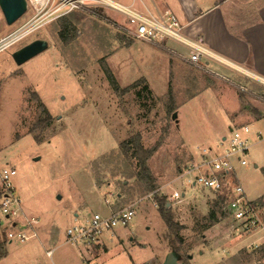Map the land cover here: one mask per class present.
Wrapping results in <instances>:
<instances>
[{
	"label": "rangeland",
	"instance_id": "374dc122",
	"mask_svg": "<svg viewBox=\"0 0 264 264\" xmlns=\"http://www.w3.org/2000/svg\"><path fill=\"white\" fill-rule=\"evenodd\" d=\"M240 1L245 0H236L234 16L247 20L252 14ZM60 14L41 18L33 31L0 52V170L17 169L14 183L23 219L40 217L53 235L50 242L40 232L25 242L11 240L8 233L19 227L0 213L6 253L0 264H163L171 251L167 227L155 196L148 198L145 182L137 180V160H124L120 149L123 141L138 137L154 150L148 166L157 194L166 197L175 221L184 226V245L176 243L181 261L264 264V255L251 248L263 240L261 230L240 231L228 212L202 230L215 193L177 182L203 148L219 150L224 137L248 124L252 144L243 156L247 164L235 161V170L264 219V121L257 118L264 113V86L258 88L215 61L204 67L188 62L183 56L190 50L178 42L156 44L126 36L113 22L127 24L126 18L115 10L91 6ZM32 16L30 8L8 25L0 8V38ZM63 25L70 26L67 42L59 34ZM39 38L47 39L49 48L18 66L12 53ZM262 46L264 52L263 37ZM104 66L116 78L117 90ZM175 111L178 124L172 118ZM259 131L263 138L256 140ZM229 181L237 183L234 176ZM173 188L183 199L171 200ZM132 203L135 214L128 225L105 231L97 242L66 243L69 227ZM54 246L50 257L47 251Z\"/></svg>",
	"mask_w": 264,
	"mask_h": 264
},
{
	"label": "built area",
	"instance_id": "2783aa9c",
	"mask_svg": "<svg viewBox=\"0 0 264 264\" xmlns=\"http://www.w3.org/2000/svg\"><path fill=\"white\" fill-rule=\"evenodd\" d=\"M29 9L32 8L33 16L30 20L17 30L0 38V52L6 50L28 33L36 28V23L43 17L60 12L61 15L71 13L76 9H86L91 6L99 8L112 9L119 12L126 18L127 24L113 21L117 29L128 37L156 44L166 43L172 40L184 45L190 53L183 56L188 62L200 67L207 65L209 61H218L228 67L230 64L197 42L191 41L184 35V26L181 24L176 14L171 11L151 12L140 10L136 7L135 0L132 4L125 5L116 0H27ZM141 2V0H140ZM28 9V10H29ZM244 72L241 69H238ZM247 76L261 80L245 71ZM251 129L248 125L233 129L231 135L225 138V146L219 147V150L213 148H203L200 159L193 162L185 170L177 182L185 187L199 186L213 192H221L225 187H229L232 198L226 206V210L232 218L239 223L240 231L255 233L257 230L263 232L264 240V219L258 203L249 200L246 197L244 188L236 175L235 161L241 165L247 162L243 158L246 152L251 148V142L248 135ZM256 140L263 138L261 132L255 135ZM17 175V169L13 166H6L0 170V213L6 219L13 222V227H19L17 232L10 231L9 239H17L25 242L36 237L34 228L41 222V218L33 216L23 219L22 200L17 193L14 178ZM234 176L237 183L230 185V178ZM231 186V187H230ZM158 190L151 192L147 197L157 193ZM171 200L179 201L183 199V193L173 188L170 194ZM134 206L132 203L126 207L111 210L108 215L95 213L91 218H87L82 224H76L69 227L66 231V243L76 245L78 243L88 244L99 241V237L105 231H112L118 225L126 226L134 217ZM241 234V232H239ZM263 240L251 245L253 250L260 249L263 246ZM47 254L52 257L53 250H48Z\"/></svg>",
	"mask_w": 264,
	"mask_h": 264
},
{
	"label": "crops",
	"instance_id": "0c3cea01",
	"mask_svg": "<svg viewBox=\"0 0 264 264\" xmlns=\"http://www.w3.org/2000/svg\"><path fill=\"white\" fill-rule=\"evenodd\" d=\"M263 1H240L239 6H245L249 11L248 15L252 14L248 16L247 20L234 16L235 6H237L235 4L237 3L236 0H151L150 3L146 0H141V2L139 0V5L135 4L140 10L151 12L168 10L173 12L184 26L183 31L186 38L202 44L213 54L228 62L230 67L218 61L215 62L230 68L238 75H244L245 78L249 79L247 82H252L256 86L258 85V88H261L264 86L261 80L247 76L244 72L247 71L254 77L264 79V52L262 49V37L264 38L262 30L264 27ZM132 2L124 4L130 5ZM210 62H207V66H209ZM241 87L246 91L248 90V87L244 85ZM261 93L263 97L261 99L264 100V92ZM258 108L263 109V106L260 104ZM257 118L259 121H264V113H262L261 117ZM245 125L248 124H244L243 126ZM119 208L123 207L113 206L112 210ZM37 228L38 231L34 228L37 236L38 232H40L50 242V239L53 237L52 227L44 225L41 220ZM55 248L54 246V248L49 250L54 251Z\"/></svg>",
	"mask_w": 264,
	"mask_h": 264
},
{
	"label": "trees",
	"instance_id": "16d2710c",
	"mask_svg": "<svg viewBox=\"0 0 264 264\" xmlns=\"http://www.w3.org/2000/svg\"><path fill=\"white\" fill-rule=\"evenodd\" d=\"M68 32H70L69 25H63V27H61L59 31L60 37L65 42H67L68 39L67 37ZM104 70L111 85L114 87L115 90H117L119 88V85L113 73L106 66H104ZM145 89L148 90L147 87H145ZM44 111H46L47 114L46 120H50L51 117L49 113L47 112L46 109ZM139 140L140 137H138L137 140L130 138L128 140L123 141L120 144L121 153L124 155L123 156L124 160L130 161L131 158L137 160L136 163L140 169L139 170L140 173L137 172L135 174L137 180L138 181L143 180L145 182L146 185L143 191L153 192L157 190L156 181L154 176L150 173L148 160L153 155L154 150L145 148ZM157 193L154 194L155 201L157 203L160 216L163 219L168 230V237H169L171 250H175L177 253L181 255L180 249L176 243L179 242L180 246L184 245L183 238L180 236V233L184 229V226L175 221L173 213L170 208L171 206H169L166 197L165 196L160 197ZM213 193H215V198L211 202V208L209 210L208 215L204 218V220L207 223L205 224V226H203L202 230H206L209 227L214 226L215 224L219 223L223 219V217L226 216L227 213L226 206L229 200L232 198L229 187H225L221 192H213ZM0 198H1V187H0ZM254 252L258 255L260 254L264 255V245L260 249L254 250ZM5 254L6 253L3 248V245L0 242V258L4 257ZM187 256H189V254H187Z\"/></svg>",
	"mask_w": 264,
	"mask_h": 264
},
{
	"label": "water",
	"instance_id": "95a60500",
	"mask_svg": "<svg viewBox=\"0 0 264 264\" xmlns=\"http://www.w3.org/2000/svg\"><path fill=\"white\" fill-rule=\"evenodd\" d=\"M0 8L7 24L12 25L28 12L29 5L27 0H0ZM48 48L49 41L44 38H39L15 50L12 53V58L15 63L20 66ZM172 118L177 124L179 123L177 111L173 113ZM189 258H192V256L189 255ZM163 264L184 263L181 261V255L175 250H171L166 255Z\"/></svg>",
	"mask_w": 264,
	"mask_h": 264
},
{
	"label": "flooded vegetation",
	"instance_id": "af4514ba",
	"mask_svg": "<svg viewBox=\"0 0 264 264\" xmlns=\"http://www.w3.org/2000/svg\"><path fill=\"white\" fill-rule=\"evenodd\" d=\"M19 66V65H18Z\"/></svg>",
	"mask_w": 264,
	"mask_h": 264
}]
</instances>
